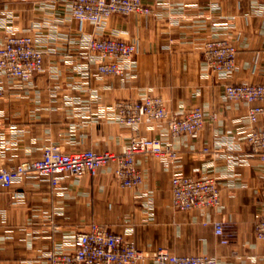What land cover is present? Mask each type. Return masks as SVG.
I'll list each match as a JSON object with an SVG mask.
<instances>
[{
  "label": "crops",
  "instance_id": "obj_1",
  "mask_svg": "<svg viewBox=\"0 0 264 264\" xmlns=\"http://www.w3.org/2000/svg\"><path fill=\"white\" fill-rule=\"evenodd\" d=\"M71 1L0 0V47L9 36H29L43 53L42 71L21 87L0 74V167L39 160L52 145L121 153L133 132L116 119L118 100L157 96L175 113L199 108L204 124L196 140L170 137L163 123L140 124L138 133L169 145L176 160L137 155L142 182L135 189L119 186L110 162L94 176L58 174L59 189L23 177L1 190L0 264H49L52 252H70L73 235L92 224L142 251L264 264L254 233L264 216V162L246 144L248 105L224 97L228 83L264 84V0H142L152 13L109 17L97 34L135 44L132 77L122 79L96 73L86 49L96 32L70 17ZM219 40L235 47L227 79L210 75L202 56L205 42ZM174 173L215 178L221 206L175 210ZM219 220L229 235L225 245L213 231Z\"/></svg>",
  "mask_w": 264,
  "mask_h": 264
},
{
  "label": "built area",
  "instance_id": "obj_2",
  "mask_svg": "<svg viewBox=\"0 0 264 264\" xmlns=\"http://www.w3.org/2000/svg\"><path fill=\"white\" fill-rule=\"evenodd\" d=\"M152 9L142 0H72L70 17L78 23L89 22L96 35L86 39V49L95 63V70L101 77H132L134 69L135 44L97 33L105 21L113 16L150 14ZM202 56L207 72L219 79L229 78L235 69V47L225 40L207 41L202 47ZM43 53L36 38L9 36L0 47V74L15 81L21 87L42 71ZM224 97L229 101L244 102L248 105L246 118L249 123L246 144L249 151L264 162V84L228 83L224 86ZM117 121L132 130L129 143L121 153H96L92 150L67 152L59 147L44 149L36 161H23L14 167H0V191L23 178L33 177L50 183L59 189L61 178L68 174L80 178L85 174L94 176L110 162L115 163L114 177L121 188L135 189L142 177L136 168L135 157L140 154L152 155L165 164L176 160V154L169 145L159 139L141 136L137 128L142 123H163L170 137L187 136L196 140L203 127L204 119L199 108L184 113L169 111L160 97L144 96L136 100H118L113 105ZM202 154L208 152L202 148ZM171 204L175 210H215L221 206L220 191L213 177H193L174 173L170 179ZM214 235L223 245L229 242L224 222H213ZM256 240L264 247V216L254 226ZM72 250L66 253L52 252L49 264H138L152 259L156 264H218L213 256L171 254L165 248L153 251L139 250L133 241L122 234L112 233L102 225L92 224L87 231L73 235Z\"/></svg>",
  "mask_w": 264,
  "mask_h": 264
},
{
  "label": "rangeland",
  "instance_id": "obj_3",
  "mask_svg": "<svg viewBox=\"0 0 264 264\" xmlns=\"http://www.w3.org/2000/svg\"><path fill=\"white\" fill-rule=\"evenodd\" d=\"M119 39V38H118ZM122 40V39H121ZM52 146H54V147H59L60 149H62L63 151H67V150H65L64 148H62V147H60V146H58V145H52ZM50 147V146H49ZM90 150V149H89ZM93 151V150H92ZM67 152H70V151H67Z\"/></svg>",
  "mask_w": 264,
  "mask_h": 264
}]
</instances>
